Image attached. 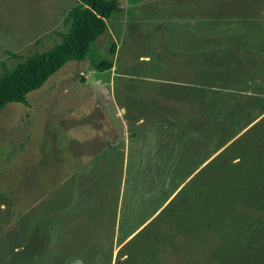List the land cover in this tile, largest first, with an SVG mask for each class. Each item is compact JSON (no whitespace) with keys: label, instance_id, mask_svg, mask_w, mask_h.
Segmentation results:
<instances>
[{"label":"rangeland","instance_id":"obj_1","mask_svg":"<svg viewBox=\"0 0 264 264\" xmlns=\"http://www.w3.org/2000/svg\"><path fill=\"white\" fill-rule=\"evenodd\" d=\"M117 1L89 56L114 69L91 76L92 90L76 72H89L91 58L70 61L28 106L0 111V264H264V0ZM75 4L0 0V75L59 43ZM207 106L217 120L203 152L162 165L173 125L193 126L184 140H200ZM183 173L163 215L118 245L122 219L146 218ZM207 195L209 227L190 236L196 199ZM145 237L155 240L140 255Z\"/></svg>","mask_w":264,"mask_h":264},{"label":"trees","instance_id":"obj_2","mask_svg":"<svg viewBox=\"0 0 264 264\" xmlns=\"http://www.w3.org/2000/svg\"><path fill=\"white\" fill-rule=\"evenodd\" d=\"M121 10V4L117 0H76V4L67 12L66 17L63 20V25L67 30L64 33L59 34L61 39L59 43L55 44L52 48L45 52L28 55L12 70H7V68H4L3 73L0 75V111L8 104L13 103L28 106L26 96L30 92L41 88L47 82V80L51 78V76H53L70 61L83 62L87 59L90 60L91 58L90 63L97 72L111 70L114 66L112 61L106 59L95 61L93 58L94 55H91L90 58L89 56L90 53L92 54V46L106 32L107 20H109L114 13H119ZM108 53L111 57L115 56L116 45L114 43L111 44ZM208 107L209 106H207V108L201 113V124L195 126L200 129L196 132L197 134L202 135L200 140L193 137H191L189 140H184V134H191L192 131H190V128L193 129V126H189L188 124L186 126L173 125L175 131L177 132L176 136H168V138L165 139L167 141V144H165L166 146L163 144L159 151L160 155H157V157L162 161V165L167 167L174 165L176 168L180 164L188 162L196 154L203 152L205 145H208L209 143L208 139L210 133L214 130V127H216L214 125L216 124L215 120H217L214 118V114H209L211 110H214V106L211 108L209 107L210 111ZM215 108H217L216 105ZM204 114L207 116H212L211 123L208 124L207 121H204L206 119ZM192 120L195 124L200 122V119L193 118ZM180 122L184 123V120H181ZM241 132H243V130H241L240 133ZM232 139L233 138H230L229 140L220 142V145L215 150L213 149L209 151V155H205L206 158L196 168L195 171H197L200 166L204 165L206 161L210 160L209 158H211L213 155H216ZM162 143H165V141L163 140ZM201 145L203 146L201 147ZM230 147L231 144L226 149H229ZM223 151L219 154H222ZM215 158L211 159L208 165H210L212 162H215ZM230 160L233 161L235 159L234 157H231ZM236 160L239 161V158ZM238 161L236 163H231L233 165V174L235 173L234 166L237 165ZM195 171H191L190 176L195 173ZM200 172L201 170L198 172V174ZM178 173V169H176L173 175H171V179L175 178L173 176L177 175ZM184 175L185 174L183 173L178 177V180L174 182L171 188L170 194L165 197L160 206L150 212L146 218L138 220L136 223H134V225L131 226H128V223H125L124 219H122L118 228L116 239L118 245H121L125 242L126 244L132 243L133 240H136L138 237L144 235V231L147 230L151 224H153L163 215V212L171 206L172 202L184 189L182 188L178 193H176V191L188 179H185L184 177V181H179V178H183ZM196 176L197 174L192 178V180H195ZM205 178L208 177L205 176ZM211 185L212 183L208 182V185L204 183L203 187L208 188V186ZM174 194L175 196L170 200ZM211 198L213 200L212 195H207L206 197H202L200 201L196 199L197 205L194 203V205H196L192 211L194 215L191 214L192 216L189 218V225H195L197 227L203 225V227H209V215L211 216L212 214L210 213V208L208 207ZM214 202L218 206L219 203L216 201ZM124 217L126 220V216ZM176 224L178 225V223ZM157 234H159V232H157ZM149 237H145V239L140 242V246L137 248L138 252L136 253H139L140 255L145 254L144 250H146L147 247L155 240V238L151 240Z\"/></svg>","mask_w":264,"mask_h":264},{"label":"crops","instance_id":"obj_3","mask_svg":"<svg viewBox=\"0 0 264 264\" xmlns=\"http://www.w3.org/2000/svg\"><path fill=\"white\" fill-rule=\"evenodd\" d=\"M107 32H108V26H107V30H106V32H105L104 34H107ZM114 44H115V43H114ZM116 51H117V46H116ZM90 65H91V70H89V72H88V70H86V69H84V70L81 71L80 68H77V69H76V72L78 71V75H80V80H81L82 82H84L86 88L89 89V90H92L93 87H92L90 84H87V82L90 80L91 76H94V75L96 74L97 71L94 70V68H93V66H92L91 63H90ZM89 69H90V68H89ZM113 69H114V66H113V68H112L111 70H109V72L112 71ZM82 76H84V78H83ZM65 83H66V82L64 81V82H62V83H60V84H62V85L64 86ZM108 88H109V87L107 86L106 89L108 90ZM94 91H95V90H94ZM99 92H101V90H98L97 93H99ZM107 93L109 94L108 91H107ZM95 94H96V93H95ZM95 136H96V134H95ZM213 157H214V156H212V157L209 158V159L211 160ZM210 160H208V161H210ZM208 161H206L205 163H207ZM233 162L236 163L237 160L235 159ZM206 227H207V226H206ZM206 227H203V226H202L203 229H206ZM202 228H199V227H197V226H195V225H192L191 228H188V231H191L190 236L196 234L195 237H197V236L199 235L198 231L201 232V231L203 230ZM203 231H204V230H203ZM195 237H194V238H195ZM198 239H199V238H198ZM127 241H128V240H127ZM125 244H126V242L123 243V245H125ZM160 258H161V256H154V257L150 258V259H149L150 264H161V261H162V262H166V261H164L163 259H160ZM158 260H161V261L159 262ZM151 261H152V262H151ZM145 264H146V263H145Z\"/></svg>","mask_w":264,"mask_h":264}]
</instances>
